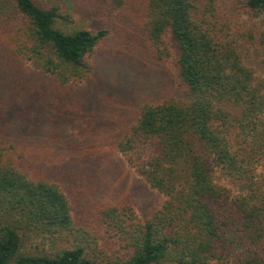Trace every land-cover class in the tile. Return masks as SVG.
Listing matches in <instances>:
<instances>
[{"label":"trees","instance_id":"trees-1","mask_svg":"<svg viewBox=\"0 0 264 264\" xmlns=\"http://www.w3.org/2000/svg\"><path fill=\"white\" fill-rule=\"evenodd\" d=\"M225 1L0 0V264H264V78L244 64L220 15ZM236 5L264 13V0ZM92 19L142 23L184 95L112 125L110 145L166 198L143 222L126 203L78 219L59 184L27 169L44 165L28 155L39 145L60 156L62 114L51 112L48 125L43 112L30 114L49 86L23 78L18 53L59 86L90 78L110 34L84 26ZM216 169L236 192L215 181Z\"/></svg>","mask_w":264,"mask_h":264},{"label":"rangeland","instance_id":"rangeland-1","mask_svg":"<svg viewBox=\"0 0 264 264\" xmlns=\"http://www.w3.org/2000/svg\"><path fill=\"white\" fill-rule=\"evenodd\" d=\"M37 1L47 3V0ZM236 1L226 0L220 8V15L237 39L244 64L256 76L264 78V44H261L264 13L256 17L248 16L237 8ZM102 22L95 24L92 19L84 25L107 26L110 34L94 56L91 77L83 81L59 86L54 76L43 75L32 67L24 55L18 53L19 62L16 63L23 78L42 85V89L46 84L49 86V91H44L46 95L40 99L44 102H36L38 109L32 108L30 114L38 117L43 112L47 125L51 112L62 114L58 131L62 148L61 144L57 145L60 156L54 153L52 146L45 148L39 145L40 148L28 155L44 160V165L39 168L38 163H34L36 165H29L27 169L31 173L29 175L34 172L36 178L45 177L59 184L70 197L78 219L86 218L85 210L126 203L131 205L137 219L143 222L161 208L166 198L150 188L110 145V134L114 130L112 125L132 122L145 103L182 101L184 95L164 65L155 61L142 23L138 24L137 19L124 24ZM27 94L28 90L24 88L21 97L26 98ZM63 111L69 112L65 118ZM21 162L22 166H26L30 159ZM262 166L263 162L257 169L259 174L263 173ZM214 178L218 184L236 192L232 180L219 169L215 170Z\"/></svg>","mask_w":264,"mask_h":264}]
</instances>
